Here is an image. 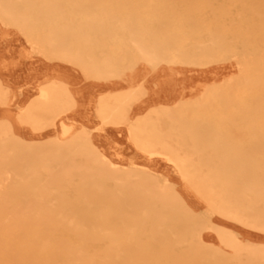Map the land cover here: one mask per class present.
<instances>
[{"label":"rangeland","instance_id":"374dc122","mask_svg":"<svg viewBox=\"0 0 264 264\" xmlns=\"http://www.w3.org/2000/svg\"><path fill=\"white\" fill-rule=\"evenodd\" d=\"M56 1L58 12L48 18L46 12L54 4V0L23 1V5L27 4L25 10L29 22L24 30L0 20V87L5 93L4 99L0 101V125L8 124L10 129L7 132L0 131V138H5L0 143V192H3L0 194V208L10 212L9 216L21 209H32L41 214L58 207L74 208L76 216L71 215L70 210H63L61 215L65 220L83 223L88 230L104 228L105 234L114 231L120 238L128 234V231H135L138 233V242L134 243L132 250L118 247L121 264H154L156 260L161 264H249L245 258L240 262L234 261L231 259L232 252L229 251L211 252L209 246L216 243L211 239L206 226L211 222L236 234L242 242L261 247H264V232L212 214L205 203L182 181L173 165L160 157L150 159L132 145L126 125L103 126L95 115L100 97L123 91L132 84H140L145 89V94L140 104L133 106L131 119L166 106L171 112L168 117H154L163 133L174 132L182 126L209 130L197 132L198 136L214 134L211 130L217 125L215 121L230 118L234 109L232 102L236 98L232 91L245 88L239 79L245 75H254V72L247 74L244 66H239L228 56L217 57L219 48L229 50L236 46L242 49L237 38L220 46L223 44L217 32L223 30L224 26L218 23L217 17L225 10L226 1ZM234 1L254 7L259 2H264ZM37 7L41 9L38 10ZM234 19L242 23L249 19V15L244 12ZM79 21H94V27L101 29L96 31L85 28L77 31L75 26ZM57 24L71 26L73 35L64 42L71 51H84L94 58L110 55L118 61L116 76L105 81L97 80L73 62L44 54L36 40L42 36L43 27H56ZM122 25L129 27L131 36L140 38L147 48L164 44V50L172 61L148 66L136 62L126 51L119 50V37L122 36L119 28ZM254 30L259 29L255 27ZM183 52L188 57L181 60L180 54ZM50 79L66 85L75 99V107L39 133L29 131L19 122L20 115L29 103L36 101L40 83ZM224 88L227 93L218 94ZM222 98L227 101V105L222 109L217 108L216 104ZM237 109L239 123L221 125L227 127L229 133L258 134L255 121L264 112V107L256 102L254 107L247 110ZM173 119H181L183 124L172 121ZM62 125L70 127L72 134L89 136L97 152L104 154L115 166L121 169L133 168L149 179L146 182L134 179L133 184L138 189H135L136 193H132V190H124L119 185V180L113 177V172L107 166L96 169L98 171L86 169L90 163L72 155L65 156L59 163L49 162L52 158L49 143L61 137ZM188 133L189 130L184 135L190 141ZM7 137L12 139L8 140ZM197 141L207 145V149L215 143L211 138H199ZM236 142L239 144L227 141V153L235 154L226 162L227 168L233 176L241 177L230 190V196L236 205L243 203L250 213H254L257 207L263 208V202L254 200L253 197L264 193V174H259L264 172V161L261 159L264 146L252 142ZM188 151L194 154L196 162L201 158L198 164L201 175L217 170L222 164L220 158L213 154L210 156L212 161L206 163L210 152L207 153L203 146ZM42 159L48 162H40ZM244 172L248 175L243 177ZM94 176L98 180L94 181ZM84 183L87 184L86 189L83 187ZM165 188L176 192L172 195L173 210L170 213L174 230L184 232L194 229V233L187 235L184 241L177 236V242L174 240L169 244L152 241V248H149L145 241L150 239L149 232L154 229L153 224L163 206L159 199L151 198H161ZM82 189L85 193L80 199L88 202L73 203L77 191ZM19 190L24 193H17ZM10 191L16 193L10 194ZM40 191L64 192L62 199L66 201H40ZM30 192H35V195H30ZM246 193L252 194L249 201L243 198ZM109 206L116 214L105 224L103 221L108 216ZM78 215H83V219L76 218ZM141 216L149 217L141 221ZM182 216L185 217L182 219ZM254 218L252 215L251 220ZM199 219H203V222ZM101 223H104L103 226ZM187 224L191 225L188 229ZM193 242L198 243L199 247L192 248ZM163 248H167L169 253L181 256L185 254L182 256L183 261L176 257L163 262L160 260L163 258ZM181 250L185 252L182 253ZM205 254L207 258H204Z\"/></svg>","mask_w":264,"mask_h":264},{"label":"bare ground","instance_id":"6f19581e","mask_svg":"<svg viewBox=\"0 0 264 264\" xmlns=\"http://www.w3.org/2000/svg\"><path fill=\"white\" fill-rule=\"evenodd\" d=\"M26 0H0V20L7 25L14 28L24 30L28 27L26 5H23ZM152 1V0H149ZM225 10L219 13L218 23L223 25V30L217 32L218 38L224 44L230 43L231 39H236L240 43L239 47H232L229 50H221L219 48L216 52L217 57L228 56L234 59L239 66H244L245 72H254V75H245L241 80L244 89L238 88L234 93V102L232 105L234 109L230 118H219L216 120L214 127V134L211 136H198L199 131H209L204 128H185L180 126L174 132L163 133L162 129L157 126V117H168L171 112L168 107L161 106L160 109L150 110L145 115L139 116L136 119H131L132 108L136 104H140L142 97L145 94V89L140 84H132L127 89L108 94L99 98L95 115L103 126H120L126 125L128 135L132 145L143 155L148 158L160 157L165 159L168 163L179 173L182 181L190 188L202 201L212 214L221 218L240 223L245 226H250L255 230L264 232V193L254 196V200L263 202V208L257 207L254 213H250L246 205L241 203L236 205L230 196V190L233 185L241 177L229 173L226 162L229 157L235 154L227 153V141H235V145L239 143L236 141L252 142L254 144L264 146V112L255 121V129L258 134L253 133H238L228 132V128L222 126L225 123H239L238 109L247 110L254 107L256 102L264 107V2H259L257 7L247 4H237L234 0H225ZM83 7V6H81ZM38 10L41 7H37ZM57 1L49 6L47 18L57 14ZM85 8V7H83ZM88 11V10H87ZM244 12L248 13L249 19L242 23L236 22L235 16H239ZM140 17V16H139ZM94 21H79L75 26V30L89 28L91 30L100 31V27H94ZM47 26L41 30L42 36L36 40V44L40 47L44 54H50L73 62L79 66L85 73H88L97 80H109L116 76L118 69V61L113 59L110 55L102 57H91L84 51L68 49L64 42L73 34L71 26L63 25L56 27ZM59 26V27H58ZM257 27L259 30L255 31ZM56 28V29H55ZM122 36L119 37V50H124L136 61L146 64L148 66H157L162 62L169 63L172 61L168 53L164 50V44L158 45L156 48L145 47L140 38L131 36V31L126 25L119 28ZM170 44V42H168ZM248 44V47H245ZM240 47V48H241ZM223 52V53H222ZM180 57L186 59L188 56L180 54ZM227 93L226 89H221L218 94ZM231 93V94H232ZM5 97L4 90L0 87V101ZM255 102V103H254ZM227 101L222 98L217 108L226 107ZM75 107V99L67 89L66 85L55 80H44L39 85V96L36 101L28 104L26 109L21 113L19 122L23 124L29 131L39 133L45 127L52 126L56 119H59L72 111ZM155 117V118H154ZM158 119V118H157ZM245 119V118H244ZM179 124H183L181 119H173ZM206 122V121H204ZM243 122V121H240ZM9 131L8 124L0 125V131ZM190 131L187 141L185 132ZM169 131V130H168ZM228 132V133H227ZM8 140L12 138L7 137ZM211 138L215 141L211 148L207 149V145H202L197 140ZM5 141L0 138V143ZM195 141V142H194ZM197 141V142H196ZM52 158L51 163H59L68 155L78 156L85 159V162L90 163L86 169L98 171L100 167L109 168L113 172L114 178L119 180V185L124 190H132L138 187L133 184L134 179L145 181L147 178L144 173L138 172L133 168L121 169L115 166L105 157L104 154L97 152L95 146L90 141V137L82 133H71V128L65 125L61 126V137L54 139L49 143ZM204 147L207 153L206 163H210L213 154L222 161L217 170L209 171V174L201 175L199 173L198 164L194 160V154L189 149H198ZM264 161V155L261 156ZM195 161V162H194ZM40 162H48L45 159ZM92 164V165H91ZM259 174H264L260 172ZM244 172L242 176H247ZM94 181L98 177L92 178ZM146 182V181H145ZM87 184L83 187L86 189ZM166 189V188H165ZM169 189V190H168ZM163 191L161 198L153 197L151 199H159L162 207L159 209V216L153 224L150 234V239L145 242L148 247L152 248V241L161 243L177 242L178 238L182 241L187 235H192L194 229L178 232L174 230V223L170 213L173 210V194L174 190L168 188ZM3 192H0L2 194ZM15 194L16 191L8 192ZM23 194L22 190L17 191ZM85 191H77L73 203H87L88 201L81 200ZM30 195H35V192H30ZM40 201H55L62 199L64 192H49L40 191ZM251 193L243 195L245 200H250ZM173 197V198H172ZM108 207V216L103 221L105 224L109 218H113L116 214L115 210ZM113 209V208H112ZM63 210H70L71 215L76 216L75 209L55 208L47 213L34 212V210L21 209L15 214L10 215L7 210L0 208V264H121L119 261V246L126 249H133L134 243L138 242L135 231H128L123 238H120L116 232L105 234V229L88 230L83 223H75L72 220H65L61 215ZM111 210V211H110ZM254 220H251V216ZM84 217L78 215L80 220ZM149 216H141L143 221ZM185 216H182V219ZM198 218V216L196 217ZM203 222V219H199ZM104 223H101L103 226ZM206 226L208 233L215 244L209 246L211 252H232L231 259L239 261L242 258L246 259L249 264H264V247L257 246L250 242H242L239 237L229 231L228 229L213 225ZM191 225L187 224V229ZM179 236V237H177ZM175 237H177L175 239ZM169 244V243H168ZM192 248H198V243H191ZM164 247V246H163ZM91 251V254L87 252ZM181 252H185L181 250ZM163 262L170 258H181L180 254L169 253L167 248L162 249ZM210 255V254H208ZM208 256L205 254L204 258ZM159 259V258H158ZM154 264H161L157 260Z\"/></svg>","mask_w":264,"mask_h":264}]
</instances>
